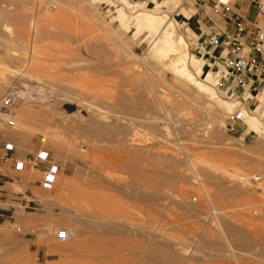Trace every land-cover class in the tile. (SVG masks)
<instances>
[{"label": "rangeland", "instance_id": "rangeland-1", "mask_svg": "<svg viewBox=\"0 0 264 264\" xmlns=\"http://www.w3.org/2000/svg\"><path fill=\"white\" fill-rule=\"evenodd\" d=\"M40 1L0 0V33L6 21L26 20L29 31L36 16L54 19L38 29L35 69L29 43L0 39V93L25 96L0 138L30 158L11 169L0 142V264H264V115L250 111L229 130L237 102L212 74L206 81L213 61L197 44L226 21L215 0ZM231 1L259 23L254 0ZM145 10L161 32L137 31ZM165 29L177 51L158 55ZM185 52L209 90L175 71ZM43 148L61 165L51 186L42 184L49 164L36 159ZM60 230L71 238L59 241Z\"/></svg>", "mask_w": 264, "mask_h": 264}, {"label": "built area", "instance_id": "built-area-1", "mask_svg": "<svg viewBox=\"0 0 264 264\" xmlns=\"http://www.w3.org/2000/svg\"><path fill=\"white\" fill-rule=\"evenodd\" d=\"M253 2L256 17L259 18L264 15V0ZM215 3L216 8H221L222 12L226 13L225 25L206 33L207 37L198 41L197 48L207 60L213 61L210 73L215 79L216 90L223 97L237 102V107L227 119L228 129L233 130L243 119L244 109L250 110L251 105L258 99V93L264 89V29L257 20L252 22L235 10L231 0H215ZM19 100L17 91L0 93V121L4 126L15 125L11 117ZM44 138L43 135L41 140ZM0 142L4 150L3 156L7 160L13 159L16 170H23L26 161L12 156L14 144L3 139ZM36 159L49 164L44 172L42 184H55L61 165L54 161L50 151L44 148L38 151ZM69 238L70 233L67 230L57 233L59 241H68Z\"/></svg>", "mask_w": 264, "mask_h": 264}, {"label": "bare ground", "instance_id": "bare-ground-1", "mask_svg": "<svg viewBox=\"0 0 264 264\" xmlns=\"http://www.w3.org/2000/svg\"><path fill=\"white\" fill-rule=\"evenodd\" d=\"M40 1V0H39ZM42 1V0H41ZM40 1V2H41ZM52 6H53V8H56V4H52ZM126 6H128V5H126ZM132 10V9H131ZM3 12H8V11H6V10H2ZM155 11V10H154ZM151 12V11H144V12H140L138 15H142V18H141V21H140V23H139V27H138V32H140L141 33V31L146 27V28H148V29H150V30H159L160 31V29H158V27H159V25H160V23H162V19H160V17L158 16V13H156V12ZM134 14V13H133ZM161 14V13H160ZM121 15L123 16V17H127V12L124 10V8L121 10ZM54 21V19L52 18V17H43V16H36V17H34V18H32V20L30 21L31 23H30V25H29V31L26 29V20L25 21H23L22 23H21V26H13L12 24H10V22L9 21H6V22H4V28L2 29V33H0V39L1 38H3V39H6V40H4V41H7L8 43H10L11 45H15L16 44V47H17V43L18 42H26V43H29L31 46H30V51H28L27 53H25L24 54V58H25V62H26V68L28 67V70H30L31 68L32 69H35L36 67H37V58H38V47H37V45H38V42H37V37H38V33H39V31H38V29H39V27L40 26H42V25H44V24H48V23H50V22H53ZM107 21V20H106ZM126 22V21H125ZM175 22V21H174ZM259 23H260V25H263L262 27L264 28V15H262V16H260V19H259ZM105 24H107L108 25V27L112 30V31H114V33H115V30H113V28H112V22L110 21V22H105ZM19 25H20V23H19ZM161 28V27H160ZM172 28H173V26H172ZM171 28V29H172ZM171 29L169 30V31H167L166 32V30L167 29H165L164 31H162V33L163 34H161V36H160V38H159V40L158 41H161V42H163L162 44V46L161 47H158L157 48V54L158 55H162V54H164L165 52H169V51H171L173 48H172V46L175 48V46H174V42H173V40H172V32H171ZM158 31V32H159ZM161 32V31H160ZM159 32V33H160ZM117 34V33H116ZM158 35V34H157ZM3 36V37H2ZM175 36V35H174ZM159 37V36H158ZM171 38V39H170ZM6 42V43H7ZM23 44V43H22ZM20 45V44H19ZM13 47H15V46H13ZM25 47V46H24ZM10 48V47H9ZM8 48V49H9ZM175 51H177L176 50V48L174 49ZM14 51V50H13ZM189 58H193V57H190L189 56V54L188 53H180V58H178V59H176V60H173V67H174V69H175V71L178 73V74H182V75H184L189 81H193V82H195V83H197L198 84V86H199V88L200 89H202V90H204V89H206V90H209L210 88H209V86L206 84V83H204L203 81H201L200 80V77L198 78V76H200L201 75V73L203 72V67L201 66L196 72L195 71H193V70H191V69H189L188 67V61H187V59H189ZM195 58V57H194ZM197 61V60H196ZM206 76H207V79L206 78H204V80L206 79V81H208V79L211 77V73L210 72H207L206 73ZM7 80V79H6ZM4 85H5V82L4 81H0V92L2 91V89H3V87H4ZM211 87V86H210ZM15 91V90H14ZM216 91V90H215ZM262 91H264V89L262 90ZM262 91L261 92H259L258 93V95H257V100H258V102L260 101L259 100V96H260V94L262 93ZM17 93L19 94V92L17 91ZM211 95H214V93L213 92H211ZM21 97H23L24 99H25V96L23 95V94H19V98H20V100H21ZM213 97H215V96H213ZM219 98V97H218ZM20 100H19V102L17 103V105L20 103ZM227 102V101H226ZM16 105V106H17ZM16 106H15V108H14V111H15V109H16ZM24 106V105H23ZM31 108V107H30ZM30 108H29V106L28 107H24V109L25 110H30ZM15 114H16V111L14 112V118H15ZM13 116L11 117L12 119H13ZM14 121H15V125L14 126H16V120L15 119H13ZM0 123H1V121H0ZM219 123V122H218ZM221 123V122H220ZM2 124V123H1ZM3 125V124H2ZM260 125L261 124H257V123H254L253 125H252V127H255V128H259L260 127ZM8 127V126H7ZM13 127V126H12ZM183 130V129H182ZM261 134H263L264 135V124L262 125V127H261ZM54 136V135H53ZM262 137H264V136H262ZM53 138V137H52ZM57 138V137H56ZM55 137L53 138V139H56ZM45 139V138H44ZM43 139V141H45ZM263 139V138H262ZM42 141V140H41ZM42 141V142H43ZM212 166L214 167V164H212ZM206 167V168H205ZM203 166L202 168H201V166H200V168H201V171L200 172H197L196 171V173H201L202 175H204V172H206L207 171V168H209L210 169V167H208V166ZM213 167H211V171H214V170H216V169H222L219 165H216V169H214ZM197 176V175H196ZM198 176H200V175H198ZM245 177H247V176H245ZM206 192H207V190H206ZM214 209V208H213ZM64 211V210H63ZM213 212H216V210L214 209V211ZM64 213V212H63ZM62 213V214H63ZM215 216H216V214H215ZM61 231V230H60ZM68 231V230H67ZM59 232V231H58ZM69 232V231H68ZM70 238H71V235H70ZM69 238V239H70ZM229 240V239H228ZM230 251H231V249H230ZM239 254V253H238ZM237 254V255H238ZM241 255V254H240ZM217 256H221V255H217ZM259 260V259H258Z\"/></svg>", "mask_w": 264, "mask_h": 264}, {"label": "crops", "instance_id": "crops-1", "mask_svg": "<svg viewBox=\"0 0 264 264\" xmlns=\"http://www.w3.org/2000/svg\"><path fill=\"white\" fill-rule=\"evenodd\" d=\"M240 1H244V0H240ZM252 12V10H251V7H249V10H248V15H250V13ZM255 12H256V10H255ZM250 17V16H249ZM260 19V17L258 18V20ZM257 20V19H256ZM194 33L196 34L197 33V30L195 29V31H194ZM259 100L261 101V103H259L256 107H254L253 109H251V110H245V112H244V114H246V113H249L250 111H254V112H256V113H258L259 115H264V98L262 97V96H259ZM243 110V111H244ZM3 129H0V131H2ZM5 134H7V135H9V136H12V137H14V138H16L17 140H19L20 141V143H22V144H24V147H27V148H29L31 145H34V143L35 142H33V140H32V138H31V135H30V133L28 132V131H23V132H21V131H16V130H5ZM6 140V141H9V142H11V143H13L14 144V147H15V150L13 151V153H12V156L13 157H15L16 159H19V158H17L15 155H16V146L17 145H15V143L14 142H12V141H10V140H7V139H5V138H3L2 136H1V138H0V140ZM0 151H1V148H0ZM25 151H27V149H21L19 152H20V154H22V153H24ZM24 159V155H23V157H21L20 158V160H23ZM4 160V159H3ZM28 160H30V158H27L26 157V163H27V161ZM5 162H8V161H10V159L9 160H4ZM10 168L11 169H14V170H16L15 169V167H14V162L13 163H11V165H10ZM16 171H20V170H16ZM5 177L6 178H11V176H10V172L8 171L6 174H5ZM9 182V181H8ZM6 183V182H5ZM68 185V187L70 188L71 187V183L70 184H67ZM70 185V186H69ZM2 186H4V184H2V185H0V188L2 187ZM1 191L3 192V190H0V193H1ZM51 214H52V211L50 212ZM51 214H49V216H51ZM25 220V222L24 223H26V224H28L29 222H28V219H24Z\"/></svg>", "mask_w": 264, "mask_h": 264}]
</instances>
